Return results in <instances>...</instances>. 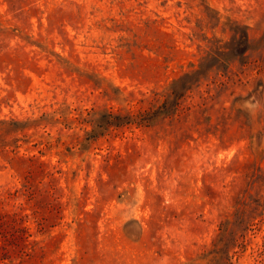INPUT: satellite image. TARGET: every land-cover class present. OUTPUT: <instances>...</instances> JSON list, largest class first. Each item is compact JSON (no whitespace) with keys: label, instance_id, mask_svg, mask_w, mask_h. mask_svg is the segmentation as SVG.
<instances>
[{"label":"rangeland","instance_id":"rangeland-1","mask_svg":"<svg viewBox=\"0 0 264 264\" xmlns=\"http://www.w3.org/2000/svg\"><path fill=\"white\" fill-rule=\"evenodd\" d=\"M0 264H264V0H0Z\"/></svg>","mask_w":264,"mask_h":264},{"label":"clouds","instance_id":"clouds-1","mask_svg":"<svg viewBox=\"0 0 264 264\" xmlns=\"http://www.w3.org/2000/svg\"><path fill=\"white\" fill-rule=\"evenodd\" d=\"M255 99V98H253ZM244 109L249 110L250 112L259 107V101L253 104L252 100L245 101L243 105Z\"/></svg>","mask_w":264,"mask_h":264}]
</instances>
